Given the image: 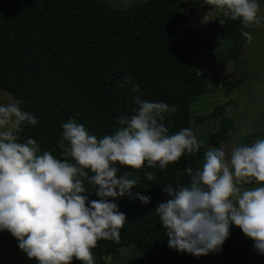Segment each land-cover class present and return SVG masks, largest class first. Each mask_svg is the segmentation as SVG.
<instances>
[{
	"label": "trees",
	"instance_id": "trees-1",
	"mask_svg": "<svg viewBox=\"0 0 264 264\" xmlns=\"http://www.w3.org/2000/svg\"><path fill=\"white\" fill-rule=\"evenodd\" d=\"M198 3L149 0L122 9L106 0H0V92L22 99L21 108L39 121L24 127L21 141L32 138L40 145V154L50 151L60 158L61 125L69 120L98 138L113 134L117 119L136 107L132 85L120 87L123 77L138 86L143 99L176 106L177 111L164 121L170 134L190 128L191 102L209 92L197 69L205 41L187 27L191 15L181 13L186 5ZM220 31L230 58L239 66L246 42L241 22L224 18ZM220 84L226 98L237 86L233 81ZM227 104L195 118L196 124L219 122L218 131L207 141L210 147L220 148L234 131L224 114ZM204 152L202 147L196 156L184 154L163 171L145 165L133 172L139 186L113 201L126 215L120 243L98 241L92 249L95 264H105L104 258L132 247L143 250L147 264H257L250 251L264 261L254 242L234 225L218 252L196 257L168 247L154 209L168 199L163 187L189 182L184 169L202 167ZM126 171L132 170L121 167L118 176ZM145 171L154 172L156 179L148 181ZM85 186L91 188L87 182ZM137 193L149 196L150 202L142 204ZM87 195L89 200L97 199L95 190ZM72 264L81 262L74 259Z\"/></svg>",
	"mask_w": 264,
	"mask_h": 264
},
{
	"label": "clouds",
	"instance_id": "clouds-1",
	"mask_svg": "<svg viewBox=\"0 0 264 264\" xmlns=\"http://www.w3.org/2000/svg\"><path fill=\"white\" fill-rule=\"evenodd\" d=\"M207 4L224 18L239 20L245 36L249 35L245 29L264 24L258 0ZM219 22L222 25L224 19ZM129 84L137 93L136 107L117 119L115 132L98 138L69 120L61 125L60 158L50 151L40 154V145L32 138L21 141L24 127L39 123L21 108L22 99L0 103V231L10 233L29 260L95 264L92 249L98 241L120 243L126 215L113 201L139 186L133 172L145 165L163 171L184 154L196 156L204 146L191 128L170 134L164 121L176 106L143 99L128 77L120 87ZM121 167L132 171L118 176ZM184 171L189 182L163 187L168 199L154 209L168 247L196 257L218 252L234 225L264 255V138L234 146L230 154L209 147L202 167L188 166ZM144 175L148 181L156 179L154 172ZM92 190L95 200L87 195ZM136 198L144 205L150 202L140 193Z\"/></svg>",
	"mask_w": 264,
	"mask_h": 264
},
{
	"label": "rangeland",
	"instance_id": "rangeland-1",
	"mask_svg": "<svg viewBox=\"0 0 264 264\" xmlns=\"http://www.w3.org/2000/svg\"><path fill=\"white\" fill-rule=\"evenodd\" d=\"M106 1L113 8L125 9L149 0ZM258 3L261 4L258 15H264V0H258ZM182 13L191 15L187 27L205 41L197 69L199 76L207 81L209 92L195 98L190 104V128L198 140L203 142L204 151L210 147L207 142L210 135L217 132L220 125L218 121L196 124L195 118L211 113L220 104L228 103L224 114L232 120L234 126L230 140L220 144V148L226 153L230 154L234 146L251 144L264 138V24L246 37L247 42L242 45L240 63L236 67L228 54L227 44L221 39L219 20L224 19L222 13L214 7L205 6V2L201 0ZM221 80L237 83L228 98L221 89ZM9 99H12L11 95L0 92V103H6ZM250 254L257 264H264L262 259L255 257L253 251ZM109 257L104 258L105 264H147L143 250L133 247L121 249ZM0 264L37 262L27 258L10 233L0 231Z\"/></svg>",
	"mask_w": 264,
	"mask_h": 264
},
{
	"label": "built area",
	"instance_id": "built-area-1",
	"mask_svg": "<svg viewBox=\"0 0 264 264\" xmlns=\"http://www.w3.org/2000/svg\"><path fill=\"white\" fill-rule=\"evenodd\" d=\"M201 1H204L205 2V6H207V7H213V6H210V5H208L207 4V0H201ZM197 5V4H196ZM192 6H195V5H186L182 10H181V13L183 12V11H188V10H190L191 8H192ZM183 14V13H182ZM184 15V14H183ZM185 17H188V16H186V15H184ZM190 16V15H189ZM245 36V35H244ZM245 37H247V36H245Z\"/></svg>",
	"mask_w": 264,
	"mask_h": 264
},
{
	"label": "crops",
	"instance_id": "crops-1",
	"mask_svg": "<svg viewBox=\"0 0 264 264\" xmlns=\"http://www.w3.org/2000/svg\"><path fill=\"white\" fill-rule=\"evenodd\" d=\"M260 3H261V2H260ZM260 5H261V4H260ZM249 40H250V36H249ZM249 40H248V41H249ZM246 42H247V40H246Z\"/></svg>",
	"mask_w": 264,
	"mask_h": 264
}]
</instances>
